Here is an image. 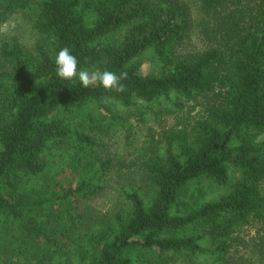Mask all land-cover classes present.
<instances>
[{"label":"trees","instance_id":"16d2710c","mask_svg":"<svg viewBox=\"0 0 264 264\" xmlns=\"http://www.w3.org/2000/svg\"><path fill=\"white\" fill-rule=\"evenodd\" d=\"M0 264H264V0H0Z\"/></svg>","mask_w":264,"mask_h":264},{"label":"rangeland","instance_id":"374dc122","mask_svg":"<svg viewBox=\"0 0 264 264\" xmlns=\"http://www.w3.org/2000/svg\"><path fill=\"white\" fill-rule=\"evenodd\" d=\"M4 31L6 35L10 36H18L23 42L25 43H32L35 40V37L33 36L31 29L28 24H23L21 21L15 17L11 19L5 26ZM204 42L200 39L197 40L196 44H193L188 47V50L193 47H203L202 45ZM174 117L173 116H166L167 124H173L174 123ZM146 125L153 124V126L156 127L154 121V116H145L144 117ZM140 117L138 118H132L131 124L132 131L131 133H127L125 128H113L110 135L108 137H98V139L107 145V152L108 154H115L117 156H126L128 151L133 148L131 144L133 142L140 143V141L143 140V135L145 131V126L143 121H140ZM105 199L101 198L95 201V205L98 208L104 209L105 208ZM235 252V251H234Z\"/></svg>","mask_w":264,"mask_h":264},{"label":"clouds","instance_id":"9594fccd","mask_svg":"<svg viewBox=\"0 0 264 264\" xmlns=\"http://www.w3.org/2000/svg\"><path fill=\"white\" fill-rule=\"evenodd\" d=\"M56 76L61 80H78L83 88H88L90 85L99 81L101 86L108 90L120 91V84L124 74L117 75L111 71L95 72L90 74L86 70L78 68V60L72 54L68 47L61 48L54 60Z\"/></svg>","mask_w":264,"mask_h":264}]
</instances>
